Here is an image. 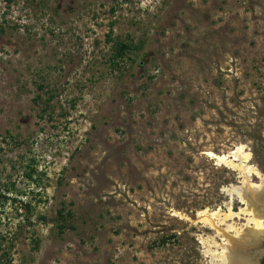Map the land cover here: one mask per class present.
I'll list each match as a JSON object with an SVG mask.
<instances>
[{"label":"rangeland","instance_id":"rangeland-1","mask_svg":"<svg viewBox=\"0 0 264 264\" xmlns=\"http://www.w3.org/2000/svg\"><path fill=\"white\" fill-rule=\"evenodd\" d=\"M239 145L264 178V0H0V264H215Z\"/></svg>","mask_w":264,"mask_h":264},{"label":"bare ground","instance_id":"bare-ground-1","mask_svg":"<svg viewBox=\"0 0 264 264\" xmlns=\"http://www.w3.org/2000/svg\"><path fill=\"white\" fill-rule=\"evenodd\" d=\"M205 155L213 160L216 165H222L236 172L237 178L241 179L240 186H227L221 189L230 200L235 197L244 205V208L240 209L238 213L233 212L228 205L225 218L238 217L241 214L249 217L245 229L236 232L233 239L228 237L226 235L227 231L224 230L226 233L223 232V236L226 241L224 246L221 247V252L216 253L207 249L205 254L210 258L211 262L216 261L215 264H253L251 259H249L250 257H247L246 253L244 254L243 251L245 250L242 248H245L246 245H251L256 239L264 236V225L261 221L262 212L264 211L262 207L264 206V178L256 168L249 165L251 155L242 145L223 155H215L211 152H207ZM250 177L259 179L260 184L249 183ZM196 220L209 229L218 232V224H221L224 218H220L218 210L209 211L204 209L196 213ZM227 229H231L230 226Z\"/></svg>","mask_w":264,"mask_h":264},{"label":"water","instance_id":"water-1","mask_svg":"<svg viewBox=\"0 0 264 264\" xmlns=\"http://www.w3.org/2000/svg\"><path fill=\"white\" fill-rule=\"evenodd\" d=\"M252 245H255V242H253V243L251 244V246H252ZM239 249H240V248H239ZM242 249L245 250L244 248H242ZM249 259H250V258H249ZM251 261H252L253 264H260V263H259V256L252 257V260H251Z\"/></svg>","mask_w":264,"mask_h":264},{"label":"flooded vegetation","instance_id":"flooded-vegetation-1","mask_svg":"<svg viewBox=\"0 0 264 264\" xmlns=\"http://www.w3.org/2000/svg\"><path fill=\"white\" fill-rule=\"evenodd\" d=\"M264 214V211L262 212ZM261 260L259 261L260 264H264V255L261 256Z\"/></svg>","mask_w":264,"mask_h":264},{"label":"trees","instance_id":"trees-1","mask_svg":"<svg viewBox=\"0 0 264 264\" xmlns=\"http://www.w3.org/2000/svg\"><path fill=\"white\" fill-rule=\"evenodd\" d=\"M123 48H124V46H123Z\"/></svg>","mask_w":264,"mask_h":264}]
</instances>
